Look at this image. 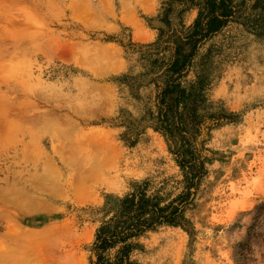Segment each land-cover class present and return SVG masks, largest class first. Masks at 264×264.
<instances>
[{
  "label": "rangeland",
  "instance_id": "374dc122",
  "mask_svg": "<svg viewBox=\"0 0 264 264\" xmlns=\"http://www.w3.org/2000/svg\"><path fill=\"white\" fill-rule=\"evenodd\" d=\"M169 1L0 0V264H91L107 203L143 181L185 192L172 151L199 138L187 122L183 136L156 129L163 74L147 53L197 10L175 2L165 25ZM233 4L195 57L209 78L199 121L229 119L199 143L186 228L146 233L137 264H264V0Z\"/></svg>",
  "mask_w": 264,
  "mask_h": 264
},
{
  "label": "trees",
  "instance_id": "16d2710c",
  "mask_svg": "<svg viewBox=\"0 0 264 264\" xmlns=\"http://www.w3.org/2000/svg\"><path fill=\"white\" fill-rule=\"evenodd\" d=\"M175 2L182 9H196V18L189 27H182L171 49L170 45L163 44L164 32L160 29L154 49L147 53V62L148 71L161 69L163 74V82L155 86L156 129L170 136H183L187 122L199 138L191 145L190 138L182 137L172 151L182 172L185 192L172 197L163 187L153 189L149 181H143L107 203L91 244V264H137L132 256L141 248L140 239L146 233L164 226L186 228L185 213L192 202L191 191L206 172L207 151L199 143L205 130L229 119L218 115L199 121L197 113L206 105L203 92L209 78L205 64L196 67L195 57L200 48L233 22V0H170L165 3L161 23L170 25L169 15L174 11Z\"/></svg>",
  "mask_w": 264,
  "mask_h": 264
},
{
  "label": "bare ground",
  "instance_id": "6f19581e",
  "mask_svg": "<svg viewBox=\"0 0 264 264\" xmlns=\"http://www.w3.org/2000/svg\"><path fill=\"white\" fill-rule=\"evenodd\" d=\"M73 186H74V185H73ZM73 188H74V187H73ZM86 191H87V190H86ZM80 193H81V192H80ZM83 193H84V192H82V194H83ZM87 193H88V191H87ZM82 194H81V195H82ZM79 195H80V194H78V196H79ZM84 195H85V194H84ZM84 195H82V196H84ZM86 195H87V194H86ZM82 196H81V197H82ZM79 197H80V196H79ZM77 198H78V197H77ZM83 198H84V197H83ZM85 199H86V197H85ZM85 199H84V201H85ZM28 206H29V205H28ZM34 206H35V205H34ZM35 207H36V206H35ZM31 209H34V208H31ZM35 209H36V208H35ZM27 210H30V209H27ZM37 210H39V209H37ZM35 212H36V211H35ZM31 239H32V238H31ZM26 241H27V240H26ZM28 241H29V240H28ZM30 242H31V241H30ZM40 257H41V256H40ZM44 257H45V256H43V258H44ZM47 257H48V256H47ZM45 258H46V257H45ZM40 259H41V258H39V260H40ZM46 259H47V258H46ZM48 259H50V258H48ZM31 260H32V259L26 260V262H30ZM34 260H37V258L34 259ZM51 260H52V259H51ZM37 261H38V260H37ZM41 261H42V260H40V262H41ZM45 261H46V260H45ZM45 261H44V262H45ZM24 262H25V261H24ZM26 262H25V263H26ZM31 262L34 263L33 261H31ZM20 263H21V262H20ZM32 263H31V264H32ZM38 263H39V262H38ZM22 264H24V263L22 262ZM28 264H29V263H28ZM40 264H41V263H40Z\"/></svg>",
  "mask_w": 264,
  "mask_h": 264
}]
</instances>
